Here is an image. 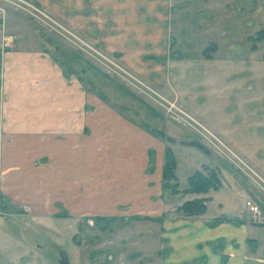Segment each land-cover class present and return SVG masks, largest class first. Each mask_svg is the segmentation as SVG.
I'll use <instances>...</instances> for the list:
<instances>
[{"label":"rangeland","instance_id":"obj_1","mask_svg":"<svg viewBox=\"0 0 264 264\" xmlns=\"http://www.w3.org/2000/svg\"><path fill=\"white\" fill-rule=\"evenodd\" d=\"M28 1L93 47L98 56L94 53L93 58L71 40L0 2V60L16 48L40 51L67 84H75L85 95L83 109L81 103L79 110L71 105L69 109H81L92 124L87 123L81 133L53 134L52 151L40 150L30 160H25V150H19L17 164L5 166L21 177L13 184L15 190L37 197L35 207L22 202L15 208L23 224L37 227V246L32 244L31 255L21 249L20 264H160L161 221L169 214L203 216L205 212L185 215L179 208L195 199H203L206 207L205 197L221 188L223 177L255 193L254 202L264 216L260 187L264 188V0H95L100 9L96 21L79 14L84 0ZM93 1L86 0V5ZM165 12L169 58L147 57L144 62L142 53L149 56L163 44V38L153 34L163 30L160 16ZM89 22L96 30L79 27ZM106 60L154 91L155 99L161 96L175 103L238 160L215 149L182 120L173 119L164 104L148 97L149 92ZM148 61L168 67L167 83L152 84L129 64ZM4 99L7 94L0 91V103ZM58 104L66 110L65 104ZM95 113H101L96 124ZM115 118L132 129L135 147L130 151L128 136L124 148L112 156L113 150L104 143L111 136L116 139L121 130L122 123H115ZM54 126L58 129L62 123L56 121ZM140 133L145 145L148 141L147 150L140 148ZM4 137L0 133V150L9 142ZM167 149L175 160L174 180L162 179ZM195 173L215 179L217 189L188 193V178ZM247 200L251 201L236 203L243 212ZM9 204L0 196V215L7 221ZM162 205L170 210L158 214Z\"/></svg>","mask_w":264,"mask_h":264},{"label":"crops","instance_id":"obj_2","mask_svg":"<svg viewBox=\"0 0 264 264\" xmlns=\"http://www.w3.org/2000/svg\"><path fill=\"white\" fill-rule=\"evenodd\" d=\"M79 5H81L79 14L84 18L88 17V21L89 18L96 21L97 17H100V9L99 7L96 9L95 0L87 5L84 0L83 4ZM160 17L163 30L158 31V34L154 32L153 36L162 37L163 44L159 46V51L156 49L149 56L142 53L140 57L144 62L147 57H158L162 59L161 61L169 58L167 40L169 33L166 28L164 29L166 12ZM93 24L89 22L88 26L84 23L79 27L83 30L89 28L96 30ZM89 36L95 37L96 34L89 32ZM141 63L134 65L129 62L134 70L152 84L158 86L165 84L168 67L162 65V62H156L159 64L158 67H155L156 63L153 65L149 61L146 64ZM149 67L158 71L148 72L146 69ZM0 91L7 94V100L4 99L0 103V115L4 123L0 126V133L7 135L4 140H9L0 150V170L4 166L0 171V196L8 198L11 202V205H8L10 210L7 212L11 215L9 217L11 220L7 221L0 215V264H20L24 258L20 254L21 249H25V252L31 255L32 244L34 247L37 246L34 242L36 240L38 242L34 232L37 227L33 223L23 224L19 216H15L17 213L15 208L22 202L35 207L37 197L31 194L21 195L15 190L13 184L21 177L7 171L5 166L17 164L15 158L22 156L19 150H25L24 158L26 161L30 160L37 156L40 150L52 151L53 134L81 133L86 129L87 123L89 126L92 124L91 121L87 122L86 113L81 111L85 105V95L75 84H67L55 64L38 50L16 48L2 55ZM59 101L66 105V110H61L63 105L58 104ZM80 103V111L69 109L71 105L79 110ZM95 114L97 120L93 123L96 124L101 119V113ZM115 119V123L120 125L122 123L121 130L116 133V139L111 136L110 141L104 143L108 150H113L112 156L116 154L117 149L124 148L123 140L128 139V136L131 146L134 141V133L129 126L127 127V123L122 121L120 123L117 118ZM56 121L62 123V127L54 129ZM38 135L47 136L40 138ZM144 138V133H140L142 149L149 147L148 141L147 145L143 143ZM134 147H129L130 151L134 150ZM233 182L237 181L223 177L221 188L205 195L207 205L203 216L189 218L169 214L170 216L164 217L159 227V252L162 255L160 264H264V222L252 221L251 215L236 205L238 201L247 198L256 204L254 202L257 200L256 194L245 186ZM217 195L218 197H215ZM209 204L212 205L211 210L208 208ZM168 210L169 206H159L158 214L166 213ZM27 260L26 258L25 261Z\"/></svg>","mask_w":264,"mask_h":264},{"label":"built area","instance_id":"obj_3","mask_svg":"<svg viewBox=\"0 0 264 264\" xmlns=\"http://www.w3.org/2000/svg\"><path fill=\"white\" fill-rule=\"evenodd\" d=\"M0 2H3L8 6L14 8V10L18 11L24 17L31 20V22L36 23L41 27L48 29L49 31L60 34L61 36L65 37L68 40H71L82 51L92 56L93 58L95 57L94 53L98 56V53L94 50L93 47L87 45L86 43L75 37L72 33H70L67 29H65L54 17H52L50 14H48L46 11L42 10L35 4L29 2L28 0H0ZM106 62L111 64L115 69H118L120 72L121 71L124 72V70L118 67L115 63L113 62L111 63L109 60H106ZM123 74H125V72ZM125 75H128L132 79V81L141 85L146 90V93L149 92L150 94H152L150 95L147 93L148 97L155 100L158 104L161 105L164 104L163 106L166 113L170 115L173 119L182 120L186 126L190 127V129L194 130L197 134L201 135L203 139L205 138V141H207L215 149L224 153L227 157L229 155L238 160V158L235 155H233L230 152V150L226 146H224L212 133H210L208 130L202 127L196 120H194L187 113L181 110V108L175 105V103L165 101L161 96H158L157 97L158 99H155V97H153V95H156L154 91H152L146 85L141 84L140 81L130 76L129 74H125ZM260 187H261V193L264 195V188L262 186ZM244 206L253 219H257L258 222L261 223L264 222V217L261 214V209L257 204H254L252 201L247 200L245 201Z\"/></svg>","mask_w":264,"mask_h":264},{"label":"trees","instance_id":"obj_4","mask_svg":"<svg viewBox=\"0 0 264 264\" xmlns=\"http://www.w3.org/2000/svg\"><path fill=\"white\" fill-rule=\"evenodd\" d=\"M175 168V160L172 153L167 149L164 154V166L162 169L163 180H174L173 170ZM188 193L206 194L209 190L217 189V181L215 179L204 178L200 173H195L187 181ZM205 201L203 199H195L184 203L179 210L185 215H201L205 212Z\"/></svg>","mask_w":264,"mask_h":264}]
</instances>
